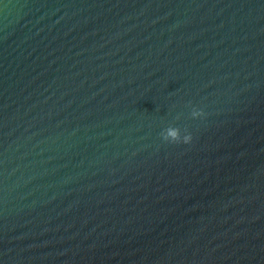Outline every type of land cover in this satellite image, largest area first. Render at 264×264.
Returning a JSON list of instances; mask_svg holds the SVG:
<instances>
[{
    "label": "water",
    "instance_id": "obj_1",
    "mask_svg": "<svg viewBox=\"0 0 264 264\" xmlns=\"http://www.w3.org/2000/svg\"><path fill=\"white\" fill-rule=\"evenodd\" d=\"M0 264H264V0H0Z\"/></svg>",
    "mask_w": 264,
    "mask_h": 264
},
{
    "label": "clouds",
    "instance_id": "obj_2",
    "mask_svg": "<svg viewBox=\"0 0 264 264\" xmlns=\"http://www.w3.org/2000/svg\"><path fill=\"white\" fill-rule=\"evenodd\" d=\"M202 114H203L202 112L196 111V110H193V112H192V116L194 118L198 117V116H201ZM164 139L168 143H180V142H182L184 144H187V143H189L191 141V135L190 134H186L181 139L180 135H179V129L169 128L167 130V135L164 137Z\"/></svg>",
    "mask_w": 264,
    "mask_h": 264
}]
</instances>
